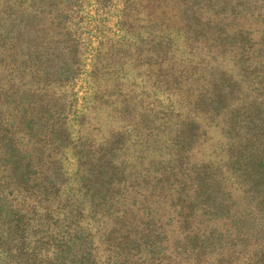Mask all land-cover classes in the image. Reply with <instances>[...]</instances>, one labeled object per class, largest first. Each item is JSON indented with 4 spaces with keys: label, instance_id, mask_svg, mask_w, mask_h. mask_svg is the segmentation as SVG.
<instances>
[{
    "label": "rangeland",
    "instance_id": "obj_1",
    "mask_svg": "<svg viewBox=\"0 0 264 264\" xmlns=\"http://www.w3.org/2000/svg\"><path fill=\"white\" fill-rule=\"evenodd\" d=\"M72 3L85 55L37 30ZM0 28L78 70L83 142L73 191L0 200V264H264V0H0Z\"/></svg>",
    "mask_w": 264,
    "mask_h": 264
},
{
    "label": "trees",
    "instance_id": "obj_2",
    "mask_svg": "<svg viewBox=\"0 0 264 264\" xmlns=\"http://www.w3.org/2000/svg\"><path fill=\"white\" fill-rule=\"evenodd\" d=\"M75 7L72 3L37 15L46 23L37 30L59 36L66 48L75 53L83 49L85 55L90 44L81 41L76 25L71 28ZM38 58L25 56L18 38L0 33V200L9 205L25 191L47 202L60 199L66 189L73 191L69 166L82 155L78 146L83 142L73 131L81 109L66 94L79 78L78 70L70 75L68 67L46 71Z\"/></svg>",
    "mask_w": 264,
    "mask_h": 264
}]
</instances>
